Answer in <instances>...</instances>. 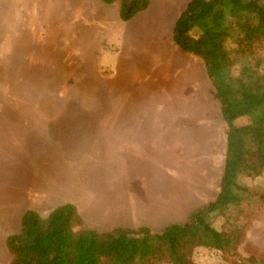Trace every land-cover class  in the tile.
Returning <instances> with one entry per match:
<instances>
[{
  "label": "rangeland",
  "instance_id": "374dc122",
  "mask_svg": "<svg viewBox=\"0 0 264 264\" xmlns=\"http://www.w3.org/2000/svg\"><path fill=\"white\" fill-rule=\"evenodd\" d=\"M2 1L0 34L15 37L16 59L7 61L0 46V108L51 109L54 158L50 186L45 189L31 186L30 166L25 174L23 165H0V264L10 261L5 242L18 232L22 214L34 209L44 217L71 203L79 195L80 183L90 189L101 186L107 175L121 179L129 172L136 176L131 187L135 194L161 188L173 197L169 199L182 196L197 209L216 199L226 153L220 106L203 61L181 53L171 38L173 23L188 0L156 1L128 30L123 45L115 39L122 22L116 4L12 0L6 5ZM5 12H18L20 20H3ZM237 38L234 33L226 41L232 56L253 61L248 47L241 49ZM114 57L116 63L110 64ZM5 92L17 95V100L5 103ZM56 120H63L64 128H54L59 124ZM248 121L243 118L237 124ZM126 123L162 131L151 134L162 136L160 143L131 149L135 154L145 152L140 159L143 165L112 164L111 157L98 154L94 143L87 153L81 151V125ZM63 131L62 137L76 138L54 142L53 136ZM19 178L22 189L15 188ZM239 181L250 190V198L240 210L210 217L211 225L237 244L236 253L200 247L194 253L195 264H264V202L260 199L264 174ZM4 184L13 188L6 190Z\"/></svg>",
  "mask_w": 264,
  "mask_h": 264
},
{
  "label": "trees",
  "instance_id": "16d2710c",
  "mask_svg": "<svg viewBox=\"0 0 264 264\" xmlns=\"http://www.w3.org/2000/svg\"><path fill=\"white\" fill-rule=\"evenodd\" d=\"M100 1L116 4L123 22L151 4ZM234 33L253 61L232 56L226 41ZM171 38L181 53L203 61L220 106L226 153L216 199L193 210L185 223L160 231L142 226L99 233L84 226L73 203L44 217L27 210L18 232L6 239L8 264H195L194 253L200 247L236 253L237 244L215 229L210 217L240 210L251 194L239 180L264 174V0H188L173 23ZM243 118L249 121L238 125ZM260 199L264 202V191Z\"/></svg>",
  "mask_w": 264,
  "mask_h": 264
},
{
  "label": "crops",
  "instance_id": "0c3cea01",
  "mask_svg": "<svg viewBox=\"0 0 264 264\" xmlns=\"http://www.w3.org/2000/svg\"><path fill=\"white\" fill-rule=\"evenodd\" d=\"M3 0L4 4H10ZM161 0H151L149 8L137 15L133 20L122 21L120 23L119 35L116 40L123 45L128 35V30L133 29L146 13L151 11L157 2ZM156 2V3H155ZM106 5V4H104ZM108 6V5H107ZM12 10V9H11ZM181 11V10H180ZM3 14V20H20L21 15L17 13ZM160 16V13L159 15ZM3 27V26H1ZM15 37H8L7 33L0 34V46H3L7 61L15 57L16 42ZM92 39H95L92 36ZM16 59V58H15ZM115 57L110 64H115ZM4 101L17 100V95L4 93ZM13 104V103H12ZM84 115V114H83ZM51 109L30 110L15 107L0 108V165H23L22 173L27 174L29 167L31 186L35 189H45L49 187L51 159L54 153L51 151L50 123ZM59 124L53 127L64 128L63 120H56ZM155 126L145 124H110V125H81L78 128L81 151L87 153L91 144H96L98 154H105L111 157L112 164L143 165L140 160L146 156L145 152L135 154L131 149L135 147L145 148L152 142H161L162 136H153L152 133L160 134V130H152ZM64 131L53 136L54 142L71 141L73 138L62 137ZM89 134V135H86ZM100 144H111L110 148H99ZM136 158V159H134ZM5 173V172H4ZM138 178L142 177V173ZM33 175L35 176L33 178ZM136 176L128 175L118 179V176L107 175L106 181L100 186L85 189V185L80 183L81 190L78 196H74L69 202L79 206V212L87 229L99 233L109 232L116 228H138L148 227L152 231H160L171 224L185 223L190 213L197 209L191 208L190 203L177 195L175 199H169L166 192L161 188L154 191L136 193L131 189L132 180ZM5 180V179H4ZM121 180V183H119ZM15 188H23L21 178L15 179ZM28 186V185H26ZM30 186H28L29 188ZM3 188L9 190L13 188L4 184ZM8 194V193H7ZM76 198V199H75Z\"/></svg>",
  "mask_w": 264,
  "mask_h": 264
}]
</instances>
